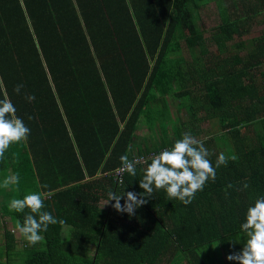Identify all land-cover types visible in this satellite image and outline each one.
<instances>
[{"label": "trees", "instance_id": "16d2710c", "mask_svg": "<svg viewBox=\"0 0 264 264\" xmlns=\"http://www.w3.org/2000/svg\"><path fill=\"white\" fill-rule=\"evenodd\" d=\"M211 3L218 19L206 36L199 10ZM257 17L264 24V0H0V99L6 93L30 129L27 142L5 152L18 157L20 183L14 197L0 194V264H238L226 255L242 248L246 208L264 195V30L241 40ZM183 42L200 57L174 61ZM189 81L190 122L216 120L202 140L213 166L221 152L237 159L188 205L161 189L131 216L112 201L103 206L109 190H123L110 174L121 155L171 145L140 149L137 130L144 118L158 132L168 90ZM154 94L164 109L151 117ZM143 167L125 174V192L143 191ZM28 192L46 194L43 210L66 222L49 225L35 245L6 227L29 214L7 206ZM207 246L219 249L218 259L205 260Z\"/></svg>", "mask_w": 264, "mask_h": 264}, {"label": "clouds", "instance_id": "9594fccd", "mask_svg": "<svg viewBox=\"0 0 264 264\" xmlns=\"http://www.w3.org/2000/svg\"><path fill=\"white\" fill-rule=\"evenodd\" d=\"M23 85H16L14 92L19 93ZM27 100H34V96H27ZM31 120L32 117L28 116ZM30 129L23 119L16 115V107L5 93L0 99V160L4 159L5 152L14 144L27 142ZM211 153L205 147L204 142L195 138L190 131L181 134V138L164 149L154 153L149 158L137 157L129 159L127 155L120 156L121 167L117 174V183L123 185V190L117 192L109 190L103 204L112 201V207L117 212L134 215L135 209L147 203V197L153 196L154 190H164L168 200L176 199L184 205H188L195 198V194L202 191L205 184L211 179H216V169L226 166L229 159L235 161L236 155L226 156L221 152L217 155L215 166L209 159ZM13 162H18L14 157ZM142 164V178L139 187L140 193L124 191L123 175L135 177L137 165ZM20 178L18 173H9L0 180V188L8 189L10 186H18ZM244 183L243 188H248ZM47 188V185H41ZM231 188L232 185H227ZM19 189L17 188V191ZM41 192H28L23 198H12L8 202V209L15 212L29 210L22 223L18 220L16 228L28 245L44 242L40 234L46 232L49 225L65 224L62 219H57L50 212L44 211V196ZM121 199L124 203L121 204ZM244 221L240 224L242 233V248L238 252L226 255L227 260L236 261L238 264H264V195L256 197L247 206Z\"/></svg>", "mask_w": 264, "mask_h": 264}, {"label": "crops", "instance_id": "0c3cea01", "mask_svg": "<svg viewBox=\"0 0 264 264\" xmlns=\"http://www.w3.org/2000/svg\"><path fill=\"white\" fill-rule=\"evenodd\" d=\"M238 13H240V15H244L245 12H243L240 9V10H238ZM257 18L259 19L260 17H257ZM253 22H254V20L250 21L248 23L249 28H248L247 33H245V35L250 33V28H251ZM260 24H261V26H263L262 30H261V32H262L264 30V24L261 22H260ZM245 35H243L241 40H245V39L249 40L252 37L258 36V35H256V36H250V37L245 38L244 37ZM236 41H238V39ZM206 45L208 46V44H206ZM213 48H214V50L212 48H211V50H213L215 53L216 52V46L214 44H213ZM232 52L236 53L237 50H232ZM194 54L197 55L198 57H200L199 49L193 50L192 52H190L183 42L181 44L180 52H178L177 56L173 55L172 59L174 61L184 63L185 61L186 62L190 61ZM201 55H202V59L206 60L207 54L201 53ZM261 70H264V65H263V68ZM176 75L178 76V78L186 76V74H184V73L182 74V69H179V68L176 70ZM187 77H192V75L190 73H188ZM190 91H191L190 81L186 83L185 87L179 88V87L175 86L172 90H168L167 96L164 97L165 104H166V114L164 117L165 121L160 122L158 124V125H160V126H158V127H160V130L158 132L152 133L150 131V127L153 125V123L152 122L148 123V121L145 122L144 118H142V120L140 122L139 129L137 130L138 138L136 139V144H137L138 148L143 149L146 146H157V145L163 144L165 142H169L170 144H172L173 141L176 139H179L181 137V134L185 131L192 132L194 134L193 136L199 140H206L208 134L213 133V127H217L216 126V120L214 122L213 121L209 122L208 120L204 119L201 123H200V121L199 122H195V121L190 122L189 116H188L189 112L191 111V106H192L191 105L192 97L189 93ZM156 96H157V94H154L152 96V99H151L152 104H151V109L149 112V116H151V117L154 114L160 113V111L162 109H164L163 108L164 103L160 102ZM197 114H198L197 118H200L202 116V114H205V113H204V111H201L199 109V112ZM210 130H211V132H210ZM215 137L217 140H221V136L219 135V133L218 134L216 133ZM215 143H216V141H215ZM221 145H222V142H220V146ZM4 160H5L4 166H7L6 167L7 170L2 172L0 176H6L10 172L13 173L12 166L13 167L15 166L14 162H13L14 158H13L12 154H5ZM26 164H28V163L26 162ZM22 168L24 169V172H26L27 169L29 168V166H26L25 163L23 162ZM45 169H46V167L43 166V169H41V170L45 171ZM13 188H14V185L10 186L7 190L0 188V194H2V195L9 194V195H11V197H14V192H13L14 189ZM104 202L105 201H103L102 204H104ZM6 224H7L6 227H8V228L17 229L16 223L10 219L6 220Z\"/></svg>", "mask_w": 264, "mask_h": 264}, {"label": "rangeland", "instance_id": "374dc122", "mask_svg": "<svg viewBox=\"0 0 264 264\" xmlns=\"http://www.w3.org/2000/svg\"><path fill=\"white\" fill-rule=\"evenodd\" d=\"M236 9V8H235ZM200 14H199V20H198V24L204 28L205 30V35L207 36L208 33L206 31V29L208 30L210 27H212L213 25H215L217 23V11H216V8H215V5L213 3L207 5V6H203L202 8H200ZM262 27L260 22H258V18H256L254 20V22L252 23V26L250 28V33H248L247 35H245L244 37H250V36H256L258 35L261 30H262ZM212 49L213 46L211 47ZM8 223V222H7ZM13 230L16 238H21V235L19 234V232L17 231V229H13V228H10ZM12 232V233H13ZM18 232V233H17ZM17 233V234H16ZM218 248L215 246V247H212V246H207V247H203L201 250H200V253L206 257L205 260H211L213 258L215 259H218ZM216 255L215 257H212L213 255Z\"/></svg>", "mask_w": 264, "mask_h": 264}, {"label": "built area", "instance_id": "2783aa9c", "mask_svg": "<svg viewBox=\"0 0 264 264\" xmlns=\"http://www.w3.org/2000/svg\"><path fill=\"white\" fill-rule=\"evenodd\" d=\"M260 86H261L262 93L264 95V76H262L261 79H260ZM164 148H161L160 150H162ZM160 150H158V151H160ZM158 151L151 152L150 154H147V155L144 154V155H141V156H131V157H129V159L131 160V159H134V158H137V157L149 158L151 155H153L154 153H157ZM120 167H121V163L118 166H116L110 173L111 177H113L115 182H117V174H118V170H119ZM125 174L126 173H124V175H123V179H124ZM11 232H13V230H11Z\"/></svg>", "mask_w": 264, "mask_h": 264}]
</instances>
